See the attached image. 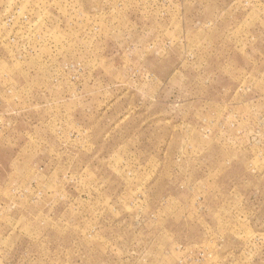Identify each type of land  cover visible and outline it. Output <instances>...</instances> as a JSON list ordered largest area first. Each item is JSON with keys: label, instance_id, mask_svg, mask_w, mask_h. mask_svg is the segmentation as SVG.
<instances>
[{"label": "rangeland", "instance_id": "obj_1", "mask_svg": "<svg viewBox=\"0 0 264 264\" xmlns=\"http://www.w3.org/2000/svg\"><path fill=\"white\" fill-rule=\"evenodd\" d=\"M0 264H264V0H0Z\"/></svg>", "mask_w": 264, "mask_h": 264}]
</instances>
